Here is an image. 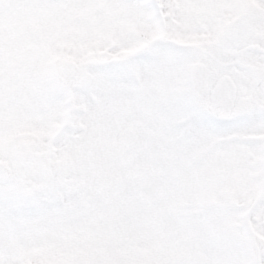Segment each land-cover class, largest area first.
<instances>
[{"label": "snow or ice", "instance_id": "1", "mask_svg": "<svg viewBox=\"0 0 264 264\" xmlns=\"http://www.w3.org/2000/svg\"><path fill=\"white\" fill-rule=\"evenodd\" d=\"M0 264H264V0H0Z\"/></svg>", "mask_w": 264, "mask_h": 264}]
</instances>
